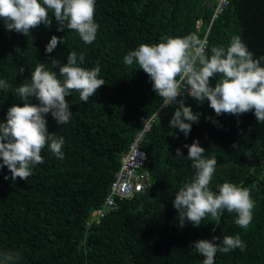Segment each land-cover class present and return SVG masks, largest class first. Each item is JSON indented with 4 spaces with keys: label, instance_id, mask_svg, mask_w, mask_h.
Returning <instances> with one entry per match:
<instances>
[{
    "label": "trees",
    "instance_id": "trees-1",
    "mask_svg": "<svg viewBox=\"0 0 264 264\" xmlns=\"http://www.w3.org/2000/svg\"><path fill=\"white\" fill-rule=\"evenodd\" d=\"M212 12L213 0H95L99 28L90 44L75 30L57 31L51 11V24L37 25L28 35L8 30L0 20V78L12 86L0 90V120L8 107L22 103L14 89L30 80L37 63L58 73L50 60L66 62L67 53L74 50L84 54L83 67L99 64L105 81L86 103L77 90L65 97L72 110L69 123L59 126L47 116L48 131L65 138L63 159L45 145L40 153L44 162L25 181L4 179L8 169L0 168V254L12 255L9 264H202L192 241L215 235L222 243L224 235L236 234L244 249L218 251L214 264H264V122H257L251 110L216 116L207 101L197 103L185 95V103L200 113L185 137L168 124L176 106L162 109L142 144L148 174L145 190L117 201L103 216H91L103 203L121 156L141 128L139 119L150 116L162 102L148 75L135 63H123L129 50L167 36L196 34L202 40L209 27L206 50L227 46L233 35H239L255 57L264 56V0H229L210 22ZM52 35L63 36L64 42L45 53ZM219 78L217 74L210 83ZM194 138L206 156L216 158L212 190L224 181L250 190L255 206L247 228L234 222L235 212L226 210L218 221L208 215L199 226L179 224L172 200L193 175L183 145ZM177 148L185 157L175 156Z\"/></svg>",
    "mask_w": 264,
    "mask_h": 264
},
{
    "label": "clouds",
    "instance_id": "clouds-1",
    "mask_svg": "<svg viewBox=\"0 0 264 264\" xmlns=\"http://www.w3.org/2000/svg\"><path fill=\"white\" fill-rule=\"evenodd\" d=\"M49 11L58 24L57 31L65 27L75 30L85 44L96 39L99 25L94 19L95 0H0V20L8 30L24 35L37 25H50ZM58 42L63 44V36L52 35L44 46L45 53H52ZM206 49V41L196 34L167 36L129 50L123 63L128 66L135 63L148 75L152 89L162 98L161 108L176 106L168 124L185 137L200 117L199 112L185 103V95L197 103L207 101L216 116L222 113L239 116L251 110L257 122H264V56L255 57L239 35H233L227 46ZM83 63V53L70 51L66 62L50 60L52 69H58V73L40 62L31 72L30 80L15 87L22 103L8 107L0 120V168L8 169L4 179L15 181L19 177L25 181L34 167L44 162L40 153L45 145L57 159L64 158L65 138L48 131L47 116L50 114L59 126L69 123L72 110L65 97L77 90L81 102L86 103L105 84L99 75V64L87 68ZM18 71L23 73L24 67L20 66ZM217 74L220 78L211 84L210 78ZM11 87L6 79L0 78V90ZM32 98L38 102L32 103ZM212 122L217 123L214 119ZM183 147L187 148L186 158L194 172L174 193L172 206L177 210L179 224L183 226L187 221L199 226L208 215L218 221L226 210L235 212L234 222L247 228L255 206L250 190L230 181L212 190L209 185L216 171L215 156H206L205 148L195 138ZM175 156L185 157L181 148L175 150ZM219 241L220 237L213 235L211 239L192 241L191 247L202 255V264H214L218 251L227 253L245 247L239 234L224 235L222 243ZM11 259V254H0V264H9Z\"/></svg>",
    "mask_w": 264,
    "mask_h": 264
},
{
    "label": "built area",
    "instance_id": "built-area-1",
    "mask_svg": "<svg viewBox=\"0 0 264 264\" xmlns=\"http://www.w3.org/2000/svg\"><path fill=\"white\" fill-rule=\"evenodd\" d=\"M229 0H213V12L211 21L217 19L228 6ZM209 27L206 29L205 41ZM162 104V102H161ZM164 108L161 105L150 116L140 118L141 128L136 132L129 144L127 151L121 156L120 164L109 191L99 208L93 210L92 217L103 216L106 212L114 209L116 202L132 196L134 193L145 190L148 181V174L144 170L146 161L145 153L142 150L145 135L152 129L159 113Z\"/></svg>",
    "mask_w": 264,
    "mask_h": 264
},
{
    "label": "rangeland",
    "instance_id": "rangeland-1",
    "mask_svg": "<svg viewBox=\"0 0 264 264\" xmlns=\"http://www.w3.org/2000/svg\"><path fill=\"white\" fill-rule=\"evenodd\" d=\"M198 24H199V21L197 22V24H196L197 26L196 27H198Z\"/></svg>",
    "mask_w": 264,
    "mask_h": 264
}]
</instances>
